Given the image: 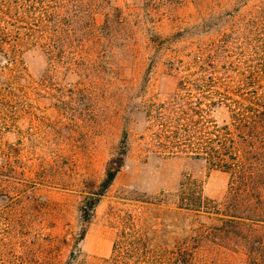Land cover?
Instances as JSON below:
<instances>
[{
    "label": "rangeland",
    "instance_id": "obj_1",
    "mask_svg": "<svg viewBox=\"0 0 264 264\" xmlns=\"http://www.w3.org/2000/svg\"><path fill=\"white\" fill-rule=\"evenodd\" d=\"M261 19L264 0H0V264L94 263L122 230L137 264H264V142L212 97L264 96ZM214 125L244 178L193 153Z\"/></svg>",
    "mask_w": 264,
    "mask_h": 264
},
{
    "label": "trees",
    "instance_id": "obj_2",
    "mask_svg": "<svg viewBox=\"0 0 264 264\" xmlns=\"http://www.w3.org/2000/svg\"><path fill=\"white\" fill-rule=\"evenodd\" d=\"M264 21V19H261ZM212 97L214 100L218 101L219 104H223L225 107L229 109V111L232 113L233 121L237 123L236 129H243V132H240L237 135L240 140H243L245 138H249L250 135H244V129L250 127V129H256L257 132L253 134L252 136L258 137L260 139L259 141L264 142V111L256 110L252 106L259 104L260 102V107L264 106V96H255L256 98H252L253 100L252 106H248L250 110H246V105H244L243 101L239 102L231 96L228 95V93H222V92H214L212 94ZM250 101V100H249ZM224 132H221L223 131ZM213 138H211V144L210 146L205 150V148H197V149H202V152L197 151L193 152L196 155V158H199L200 153L206 156L204 159L207 161L209 166L211 168H216V169H221L225 172L231 171L233 173L234 178L237 180H240V178H244V176L240 177L241 172L244 170V162L243 158L240 155V147L238 144L235 142L234 138H232L231 134L228 133L225 129L223 128H218L217 126L214 125L213 133H212ZM125 152L121 153L120 156L113 161V165L111 164L110 167L107 169L105 178L101 184V189L94 193L91 197L85 199L83 202V205L81 207V221L83 223H87L91 217L92 211L94 207L98 204L99 199L102 195V193L108 188V186L112 183L113 179L115 178L116 174L119 172L120 167L122 166L123 163V155ZM254 154L252 158H250L249 165H253L254 161L256 160L257 153H252ZM264 155L260 152H258V155ZM258 161L264 163V159L261 160L257 159ZM252 167V166H251ZM254 172V175L256 177V174L261 173V169L256 167L253 168V171L251 174L248 175V178L251 179V175ZM231 173V174H232ZM258 176V175H257ZM253 198H257L258 201H262L260 195H254ZM180 201L184 203L186 207H202V198L200 196V192L196 194H192L191 196L184 197L182 196L180 198ZM237 201V199H236ZM225 210L226 209H234V214L229 215L230 220L232 223H235L237 226L244 224L245 219L253 220L258 222L260 213L256 214V218L250 219L248 217H242L238 216L239 214L236 212L237 209L239 208V204L236 203L234 205L231 204H226L224 203ZM260 204V203H259ZM227 205V206H226ZM215 207V206H213ZM223 229H218V232H221ZM85 234L84 228L82 229V235L80 236V240L83 239ZM142 246V243L140 241V238L137 237L133 232H126L125 230H122L116 237L114 243H113V248H112V254L111 257L108 259H102L94 263H88L86 261H81L80 264H137V250L138 247ZM79 253V250L76 249V253H73V255H70L69 258V263L74 261L78 256L77 254Z\"/></svg>",
    "mask_w": 264,
    "mask_h": 264
}]
</instances>
